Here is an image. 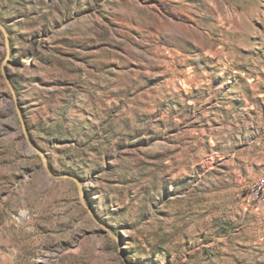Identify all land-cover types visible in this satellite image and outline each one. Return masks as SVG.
Listing matches in <instances>:
<instances>
[{"label":"rangeland","instance_id":"rangeland-1","mask_svg":"<svg viewBox=\"0 0 264 264\" xmlns=\"http://www.w3.org/2000/svg\"><path fill=\"white\" fill-rule=\"evenodd\" d=\"M262 180L264 0H0V264H264Z\"/></svg>","mask_w":264,"mask_h":264},{"label":"built area","instance_id":"built-area-1","mask_svg":"<svg viewBox=\"0 0 264 264\" xmlns=\"http://www.w3.org/2000/svg\"><path fill=\"white\" fill-rule=\"evenodd\" d=\"M248 190L250 191L249 203L254 207H264V202L255 201V192H262L264 194V182L253 181Z\"/></svg>","mask_w":264,"mask_h":264},{"label":"bare ground","instance_id":"bare-ground-1","mask_svg":"<svg viewBox=\"0 0 264 264\" xmlns=\"http://www.w3.org/2000/svg\"><path fill=\"white\" fill-rule=\"evenodd\" d=\"M261 182H264V180H262ZM256 193L259 194L264 199V194L262 192H256Z\"/></svg>","mask_w":264,"mask_h":264}]
</instances>
